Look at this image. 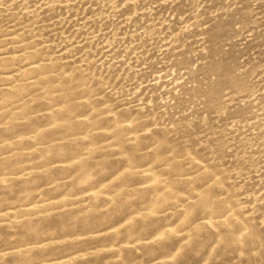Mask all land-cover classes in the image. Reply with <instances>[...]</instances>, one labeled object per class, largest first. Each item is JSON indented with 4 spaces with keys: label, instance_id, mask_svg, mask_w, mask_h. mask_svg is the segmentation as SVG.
Segmentation results:
<instances>
[{
    "label": "rangeland",
    "instance_id": "1",
    "mask_svg": "<svg viewBox=\"0 0 264 264\" xmlns=\"http://www.w3.org/2000/svg\"><path fill=\"white\" fill-rule=\"evenodd\" d=\"M0 264H264V0H0Z\"/></svg>",
    "mask_w": 264,
    "mask_h": 264
}]
</instances>
